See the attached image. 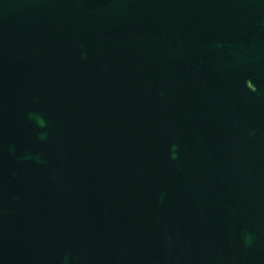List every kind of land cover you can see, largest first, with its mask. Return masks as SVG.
<instances>
[{
	"label": "water",
	"instance_id": "obj_1",
	"mask_svg": "<svg viewBox=\"0 0 264 264\" xmlns=\"http://www.w3.org/2000/svg\"><path fill=\"white\" fill-rule=\"evenodd\" d=\"M0 264H264V0H0Z\"/></svg>",
	"mask_w": 264,
	"mask_h": 264
}]
</instances>
